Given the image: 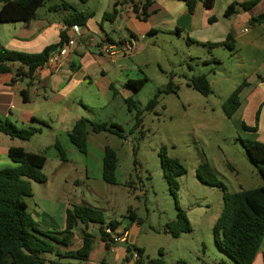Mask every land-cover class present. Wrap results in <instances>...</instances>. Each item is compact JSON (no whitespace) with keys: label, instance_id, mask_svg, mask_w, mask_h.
Segmentation results:
<instances>
[{"label":"rangeland","instance_id":"rangeland-1","mask_svg":"<svg viewBox=\"0 0 264 264\" xmlns=\"http://www.w3.org/2000/svg\"><path fill=\"white\" fill-rule=\"evenodd\" d=\"M45 1L39 17L44 18L47 14L53 22L61 21V14L48 11L49 5L60 1ZM68 1H77V7L96 12L97 15L87 23L96 28V32L101 33V24L110 27V23L102 19L107 0ZM248 1L252 0L233 3ZM228 6L219 2L206 17V27L211 28L193 36L192 41H172L163 35L143 41L140 47L145 49L141 60L146 65L143 73L134 80L147 78L148 81L139 92L131 88L133 111H129L124 97L118 96L102 111L99 106L103 103H99L90 113L94 123L121 125L123 138L109 132L94 133L88 127L87 154L80 153L76 147H73L74 152L65 149L68 163H63L60 157L61 162L53 157L56 151L50 146L55 130L52 132L44 121L31 122L27 126L13 122L19 128L40 129L30 141L12 139L0 133V171L16 168L1 152L7 146L25 144V151L29 153L46 152L47 164L42 172L50 182L48 185L32 182L35 196L26 198L30 213L42 206L49 208L48 202L52 205L65 203L69 208L90 206L101 210L107 221L121 219L131 212L144 228L133 233L137 234L145 259L162 258L165 264H176L178 260L188 264H236L218 249L213 236L214 225L224 207V192L204 184L196 175L199 165L207 161L229 194L264 185L258 168L250 161L243 146V142L249 140L264 144V106L259 103L260 97L264 99V84L257 87L258 92L252 96V108L248 111L244 106L231 119L223 111V104L239 86L247 88L246 85L255 81L257 73L264 74V24L244 22L239 17L242 13L226 18L224 13ZM250 13L252 18L264 14V0ZM196 19H201V14L198 13ZM246 24L250 31L246 33L244 28L240 36L233 33L232 46L212 49L206 41L200 43L202 38L210 42L220 40L223 27L249 28ZM0 27L15 26L10 23L0 24ZM200 75H206L209 81L211 92L207 96L188 86L192 78ZM169 82L174 84L175 90L160 94ZM156 98L157 103L149 106ZM261 109L257 121L256 114ZM137 113H140V125L135 128ZM59 143L65 144V136L59 137ZM105 147L113 149L118 159L113 185L103 180ZM163 148L168 157L178 159L186 170L177 178L176 200L162 169L160 152ZM260 166L264 168V162ZM64 180H69V184L64 185ZM177 207L185 213L192 230L173 238L164 233V229L176 220ZM90 232L99 235L95 227ZM77 243L79 240L74 239L73 248L78 247ZM101 258L96 248L88 263L102 264ZM258 261V264H264V239Z\"/></svg>","mask_w":264,"mask_h":264},{"label":"trees","instance_id":"trees-1","mask_svg":"<svg viewBox=\"0 0 264 264\" xmlns=\"http://www.w3.org/2000/svg\"><path fill=\"white\" fill-rule=\"evenodd\" d=\"M86 3L88 0H80ZM185 3L189 13H194L197 3L200 1L207 10H212L216 0H176ZM260 0H252L242 4L232 3L226 9L224 16L230 18L236 15L240 9L251 10ZM0 24L25 23L30 24L37 18L38 11L45 5V0H0ZM138 18L145 20L148 17L147 3L140 9L133 8ZM49 11L63 15L64 25L70 29L74 26L87 27L92 15H87L76 10L70 3L61 0L60 4L51 5ZM117 11L105 13L104 20L113 21ZM251 24H264V14L252 18ZM58 45L47 47L38 54L14 52L0 46V75L15 72L17 77L24 76L28 79L34 77L35 72L43 67L61 47L68 42V35L63 32ZM232 39H229V41ZM228 46V45H227ZM19 67L15 70L14 67ZM148 79L129 80L127 85L139 92ZM188 86L204 96L210 92V84L206 75L192 78ZM243 88L239 86L223 104V111L228 119H231L239 107V93ZM175 90L172 82L161 93H169ZM26 92H23V95ZM129 111H133L134 102L126 100ZM157 103V98L152 100L149 106ZM262 109L256 114V120H260ZM140 113L135 118V128L140 125ZM264 123V121H263ZM88 127L94 133L109 132L123 138V127L115 123H94L88 119H81L69 133L70 142L82 154H87ZM253 130H256L253 128ZM40 132L37 128H19L8 119L0 117V133L12 139L30 141ZM243 146L250 161L258 168L264 180V168L260 166L264 162V144L249 140L243 142ZM62 161H67L66 151L59 143L54 145ZM8 157L17 165L16 168L0 171V264H78L88 261L92 249L94 236L88 232L90 224H99L100 236L110 249V235L104 229L107 226L113 231L117 222H107L104 213L96 208L86 205H75L66 211V228L64 231H48L41 228L40 224L28 211L26 198L32 197V182L46 183L47 178L43 169L47 163L46 152L35 154L25 151L22 147H10ZM162 169L170 191L175 200L179 188L177 178L186 173L184 166L178 159L168 157L165 149L160 152ZM118 159L116 153L110 147H105L103 157V180L107 184H115ZM197 178L208 186L218 187L224 192V207L217 219L213 236L218 249L233 259L236 264H254L264 239V185L253 190H242L235 194H229L223 184L217 179L211 165L205 161L199 165L196 171ZM81 227L82 244L80 248L73 250V240L77 230ZM190 223L185 213L177 207V218L167 224L166 232L173 238H179L181 234L191 232ZM68 249L62 251V249ZM135 251L138 259L135 264H165L162 258L145 259L144 250L135 246L129 247L128 252ZM161 254V253H160ZM54 255L55 261H47L44 256ZM161 256V255H160ZM66 259L67 262L62 260ZM176 264H188L184 260H178ZM220 264H225L224 262Z\"/></svg>","mask_w":264,"mask_h":264},{"label":"crops","instance_id":"crops-1","mask_svg":"<svg viewBox=\"0 0 264 264\" xmlns=\"http://www.w3.org/2000/svg\"><path fill=\"white\" fill-rule=\"evenodd\" d=\"M59 1L61 2V0ZM64 1L87 15H92V17L97 15L90 8L82 9L79 5L77 7V1L74 3L68 0ZM234 1L236 0H216L213 9L219 2L230 5ZM146 3L148 5V17L141 20L133 8L137 6L142 9ZM55 4L60 3L52 5ZM49 7L50 5L48 11ZM213 9L207 10L200 1L196 5L194 13L191 14L185 3L176 0H107L106 11L102 16L104 17L105 13L117 11V16L113 21L105 20L110 23V27L99 25L101 33L96 32V28L91 26L81 28V37L77 40L72 51L63 58L59 69L55 70L52 63H48L39 68L32 79L24 76L17 77L15 72L0 75V117L11 122H20L22 126H27L31 122L44 121L52 132L55 130L54 141L50 147L55 149L54 145L59 143V137L65 136V144H59L64 150L74 152L73 147L75 148V146L70 142L69 133L76 122L83 118L94 122L95 120H92L90 113L99 103H103L99 106L102 111L111 103V100L118 96H123L127 100L133 95L127 82L138 79L140 73H143L142 69L146 65L141 60L142 52L145 49L140 47L143 41L160 35L172 41H192L193 36H198L201 31L211 28L206 27L208 26L206 17L211 15L210 12ZM49 13L53 12L49 11ZM198 13L201 14V19H196ZM240 13L242 14L240 15ZM237 14L240 15L242 21L251 22L250 10L240 9ZM39 16L38 11L37 18L30 24L13 23L15 27H0V46L14 52L38 54L49 46L58 45L61 41V33L65 32L68 36L71 34V30L64 25L63 15H60L62 20L58 22H53L51 16L47 14L44 18ZM102 19L104 21V18ZM146 22H149V25ZM246 26L249 27V24ZM244 28L246 27H223L220 40L210 42L207 38H202L201 41L203 42L200 43L206 41V45L212 49L227 47V45L228 47L232 46L229 39H233V33L240 36ZM249 31L250 27L248 28ZM238 36L235 40L238 39ZM91 38L95 40L94 43L90 42ZM196 39L198 41V38ZM132 41L135 49L131 55L109 56L100 49V44L103 42L109 45H121ZM18 67L16 65L14 69L16 70ZM255 77V81L246 85L247 88L244 86L239 93L238 111L244 106L247 111L252 108V96L258 92L257 87L264 84V74L257 73ZM23 92L26 94L23 95ZM259 103H263L264 106V99L260 97ZM254 109L255 107H253ZM10 147L13 145L3 148L1 152L8 156ZM17 147L26 150L25 144H18ZM55 151L53 157L59 161L58 151L56 149ZM63 163H68V161ZM68 181L64 180L63 184H69ZM70 181L76 183L75 179ZM49 182L47 177L46 183L43 184L48 185ZM48 203L50 204L49 208L37 206L39 210H31V215L44 230L64 231L66 228V211L69 206L65 203L57 205ZM112 220L117 222L112 234L116 236L125 235V241L115 245L113 250L107 249L100 236L101 226L90 224L88 232L95 227L99 233L98 236L93 235L94 242L91 254L97 248L102 257V264H135L138 258L135 259L133 254L136 252L130 253L128 249L132 246L140 248L137 234L133 231L141 232L144 229L143 226L137 220L136 215L131 212L121 219ZM104 229L109 230L107 226H104ZM81 230L79 227L74 238L79 240L78 247L75 245L77 248L72 247L70 249L80 248L82 244ZM164 233H166V229H164ZM66 250L68 249H62L63 252ZM106 255L108 256L106 257ZM44 258L47 261L57 260L54 255H46ZM258 259L259 253L254 264H258ZM62 261L67 262L66 259ZM78 264L89 263L85 261L78 262Z\"/></svg>","mask_w":264,"mask_h":264},{"label":"built area","instance_id":"built-area-1","mask_svg":"<svg viewBox=\"0 0 264 264\" xmlns=\"http://www.w3.org/2000/svg\"><path fill=\"white\" fill-rule=\"evenodd\" d=\"M71 34L68 36V42L61 47L56 53L53 54V57L50 58V60L44 65L46 66L48 63H52V65L55 67V70L59 69L62 64L63 58L68 55L74 46L77 43V40L81 37V28L78 26H74L70 28ZM244 32H248V28L244 29ZM91 43H94L95 40L93 38L90 39ZM101 51L109 56H115V55H131L135 49L134 43L128 42V43H123L121 45L115 44V45H109L108 43H102L100 44ZM107 233L110 235V250H113L115 248V245L118 243L124 242L125 241V235L122 236H116L112 234L111 230H106ZM133 257L135 259L138 258V254L134 253Z\"/></svg>","mask_w":264,"mask_h":264},{"label":"water","instance_id":"water-1","mask_svg":"<svg viewBox=\"0 0 264 264\" xmlns=\"http://www.w3.org/2000/svg\"><path fill=\"white\" fill-rule=\"evenodd\" d=\"M53 57V55H51V58Z\"/></svg>","mask_w":264,"mask_h":264}]
</instances>
